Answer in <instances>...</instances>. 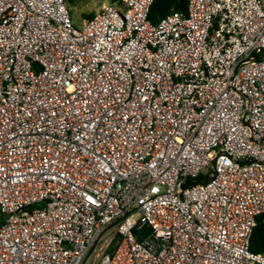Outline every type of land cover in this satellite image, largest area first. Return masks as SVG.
Instances as JSON below:
<instances>
[{
	"label": "built area",
	"instance_id": "1",
	"mask_svg": "<svg viewBox=\"0 0 264 264\" xmlns=\"http://www.w3.org/2000/svg\"><path fill=\"white\" fill-rule=\"evenodd\" d=\"M152 2L0 0V264H264V0Z\"/></svg>",
	"mask_w": 264,
	"mask_h": 264
},
{
	"label": "trees",
	"instance_id": "2",
	"mask_svg": "<svg viewBox=\"0 0 264 264\" xmlns=\"http://www.w3.org/2000/svg\"><path fill=\"white\" fill-rule=\"evenodd\" d=\"M72 0H66L69 3ZM187 0H153L150 10L149 18L151 21H157L161 16L169 13L172 10L185 11ZM92 13V12H91ZM87 14V16L91 15ZM201 176L198 177L200 179ZM250 249L257 252L264 251V212L256 217V224L254 225L249 242Z\"/></svg>",
	"mask_w": 264,
	"mask_h": 264
},
{
	"label": "rangeland",
	"instance_id": "3",
	"mask_svg": "<svg viewBox=\"0 0 264 264\" xmlns=\"http://www.w3.org/2000/svg\"><path fill=\"white\" fill-rule=\"evenodd\" d=\"M108 0H72L68 3L72 19L76 25H81L87 14L93 12Z\"/></svg>",
	"mask_w": 264,
	"mask_h": 264
}]
</instances>
